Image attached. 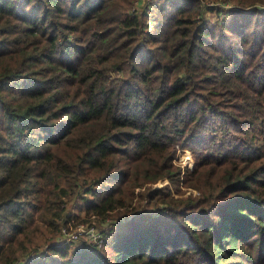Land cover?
<instances>
[{"label": "trees", "instance_id": "16d2710c", "mask_svg": "<svg viewBox=\"0 0 264 264\" xmlns=\"http://www.w3.org/2000/svg\"><path fill=\"white\" fill-rule=\"evenodd\" d=\"M150 9L0 0V264H264V0ZM74 201L101 247L64 242Z\"/></svg>", "mask_w": 264, "mask_h": 264}, {"label": "rangeland", "instance_id": "374dc122", "mask_svg": "<svg viewBox=\"0 0 264 264\" xmlns=\"http://www.w3.org/2000/svg\"><path fill=\"white\" fill-rule=\"evenodd\" d=\"M150 1L151 0H132V4L135 5L137 8V12L140 11L142 14H145V22L147 23L148 27L150 29L154 28L157 23L156 13L150 9ZM138 9L140 11H138ZM144 12V13H143ZM206 18H208L212 23L216 22L217 20L223 19L221 13L217 15V13H206ZM196 157L195 154H193L188 149L183 148H177L176 154L172 160L173 164L178 166L180 169L184 170L189 169L191 170L193 167V164L195 163ZM155 187H162V186H169L168 181L166 179L158 181L155 185ZM179 194H174L172 191V194L175 197L180 198H186L188 196L197 197L199 192L192 188H186L183 187L180 188ZM84 203L81 201L77 202H70L67 203L66 213L77 215L79 217V221H71V226L74 225L75 228H71L70 232H73L77 235L76 239L70 240V242H67L71 245V248L76 247L77 245L80 246L83 244V242H86L88 244H95L96 241H98V236H102V229L105 228V225L103 224L104 221H108V219H86L84 218L83 209H84ZM78 224H80L78 227H76ZM49 224L45 220H40L37 223H33L30 225V230L33 234V243L36 244L38 247L43 248L46 246L48 242H50L49 238V231L51 228L48 226ZM72 235V234H71ZM66 241V239H65ZM102 243L97 246V248L101 247Z\"/></svg>", "mask_w": 264, "mask_h": 264}, {"label": "built area", "instance_id": "2783aa9c", "mask_svg": "<svg viewBox=\"0 0 264 264\" xmlns=\"http://www.w3.org/2000/svg\"><path fill=\"white\" fill-rule=\"evenodd\" d=\"M79 225H80V224H78L76 227H78ZM71 228H75V226L72 225V226L70 227V229H71ZM70 229H69V231L66 232V234H65V239H66V241L64 240L65 243L70 242V240H72V239H76L77 235H80V234H75V233H73V232H70ZM71 234H72V235H71ZM100 243H102V237H99V236H98V241H96L95 244L100 245Z\"/></svg>", "mask_w": 264, "mask_h": 264}]
</instances>
